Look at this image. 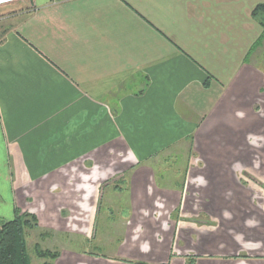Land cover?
<instances>
[{"label":"crops","instance_id":"0c3cea01","mask_svg":"<svg viewBox=\"0 0 264 264\" xmlns=\"http://www.w3.org/2000/svg\"><path fill=\"white\" fill-rule=\"evenodd\" d=\"M258 6L264 0L1 7L0 220L15 209L33 215L58 240L41 244L58 253L52 264H264V182L224 168L246 163L233 149L261 125L234 113L249 114L264 93L263 70L242 64L264 38ZM188 138L202 170L171 149ZM160 160L174 173L161 175ZM191 170L206 177L195 182L202 202L186 200ZM178 174V185L159 177ZM242 176L260 192L250 200ZM103 192L116 214L101 218L96 237Z\"/></svg>","mask_w":264,"mask_h":264},{"label":"rangeland","instance_id":"374dc122","mask_svg":"<svg viewBox=\"0 0 264 264\" xmlns=\"http://www.w3.org/2000/svg\"><path fill=\"white\" fill-rule=\"evenodd\" d=\"M7 24L8 22L0 20V39L2 35L4 34V30L7 28ZM262 37H264V33ZM254 51H256L257 54H254V57L250 58L252 60V63L244 61L242 64L250 66L251 68H255V69L259 68L263 70L264 72V38L258 42L256 47H254ZM255 60L260 61V63L254 62ZM209 80H211V78H209ZM250 108L251 109H249V114L245 113L244 111L234 112L235 119L240 122H245L247 126L251 125L252 123L256 124V122L261 124L259 127H254V128L251 127V128L246 129L243 135L244 139H246V143L244 142L243 147L241 149L237 146H235V148L233 149V151L236 153L246 152V155L248 156L247 157L248 160H246V163H243L241 160L235 159V158L231 159L229 162H227L226 160L224 168L226 170V173H227V169L229 168H232L234 170L235 169L236 170L248 169V171L250 172L255 171L257 172V175L251 176V177L256 179L257 181L264 182V93L263 95L259 97L257 103H252ZM253 125L254 124H252V126ZM173 148L176 151L182 152L183 155L188 154L187 156H189V158L192 156V160L190 164V167L192 169L201 168L202 170V168L205 167L204 164H201L199 162V158H196V156L193 154L194 146L192 145V141H190L189 138L185 139V141L181 143V146L178 145L177 147H172L171 149L173 150ZM200 161L203 162L202 160ZM164 162L165 161L163 160H160L157 162L158 172L161 173V175H164L163 173H165V171H168L173 174L174 172L167 170V167L164 166ZM168 162H170V164L172 163L174 165L173 166L174 168L175 167L184 168L186 160H182V161L171 160ZM202 174L203 173H201V175L193 173L192 170L189 171L188 186H187V190L185 191V196H186L187 201L188 200L193 201L192 198L195 196L202 202L203 198L200 196V191H198L200 190V186L199 185L196 186L195 184V182L196 183L201 182L202 184L207 183L205 179L206 177ZM182 176L183 175L178 174L174 176L170 175L168 177H165V176H159V177L161 179H164V178L167 179L165 180V184L176 183L178 185L182 183V178H183ZM225 177L227 178V175H225ZM243 179L245 180V182L247 181L246 182L247 184H249L248 194H249V200H250L252 199L251 195L252 196L257 195V193H260V192L256 190L255 187H253L252 183L249 181L247 177H243ZM115 203H116V200H113L112 198L108 199L106 192H103L101 194V197L99 200V213H98V218H97L96 237H99L100 233L102 232L101 231V226H102L101 218L104 216L106 217L107 215L111 216V215L116 214V211L114 210ZM201 209L202 208H200V210ZM184 210H186V212L188 211V213L189 212L192 213V211H195V208L192 209L191 207H189V208H184ZM12 213L14 216V211ZM24 221L28 223V226L24 228L23 232H24V238L26 242V252H27L28 259H29V264H44L45 262L43 263V260H45L46 262H51L47 259L39 258L37 254L39 250L42 252H45V251L51 252L49 250L43 249L44 246H41V244L47 245L48 242H58V240L55 239V237H52L51 235H48L40 231L37 225L35 224V221L31 217L25 216ZM87 248L89 249V251L96 252L99 254H106L109 251V249L104 248V247L102 248V247L90 246ZM187 264H193L192 259Z\"/></svg>","mask_w":264,"mask_h":264},{"label":"trees","instance_id":"16d2710c","mask_svg":"<svg viewBox=\"0 0 264 264\" xmlns=\"http://www.w3.org/2000/svg\"><path fill=\"white\" fill-rule=\"evenodd\" d=\"M261 12L264 13V6H258L253 12V16ZM20 213V211L15 209L11 220H0V264H29L23 232L28 223L24 221V217H31L36 225L37 221L31 214ZM37 256L52 262L59 255L56 252H42L39 250ZM51 262H45L44 264H52Z\"/></svg>","mask_w":264,"mask_h":264},{"label":"built area","instance_id":"2783aa9c","mask_svg":"<svg viewBox=\"0 0 264 264\" xmlns=\"http://www.w3.org/2000/svg\"><path fill=\"white\" fill-rule=\"evenodd\" d=\"M17 0H0V8L16 3Z\"/></svg>","mask_w":264,"mask_h":264}]
</instances>
